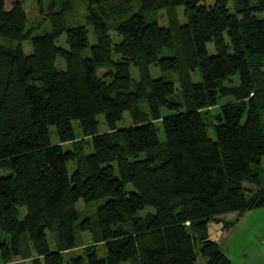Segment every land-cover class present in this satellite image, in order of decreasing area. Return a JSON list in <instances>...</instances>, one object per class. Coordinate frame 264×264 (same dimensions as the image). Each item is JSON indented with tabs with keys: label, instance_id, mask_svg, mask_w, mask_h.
<instances>
[{
	"label": "trees",
	"instance_id": "16d2710c",
	"mask_svg": "<svg viewBox=\"0 0 264 264\" xmlns=\"http://www.w3.org/2000/svg\"><path fill=\"white\" fill-rule=\"evenodd\" d=\"M255 1L230 12L228 0H87V26L54 25L29 40L26 54L23 0L9 9L0 0V38L17 44L0 46V264L31 252L44 264H232L208 226L263 204L264 0ZM177 7L186 23L176 37L148 19ZM164 49L173 56L161 57ZM139 60L179 77L198 72L189 106L171 102L170 80L135 85L130 69ZM233 79L236 85L225 84ZM226 97L234 103L219 106L211 139L200 112ZM141 101L149 120L117 129ZM162 108L173 114L161 117ZM99 116L109 133H99ZM74 123L92 152L69 176L77 152L62 144L74 141ZM97 200L89 217L71 208ZM146 208L153 214L142 218ZM78 248L82 254L64 258Z\"/></svg>",
	"mask_w": 264,
	"mask_h": 264
},
{
	"label": "rangeland",
	"instance_id": "374dc122",
	"mask_svg": "<svg viewBox=\"0 0 264 264\" xmlns=\"http://www.w3.org/2000/svg\"><path fill=\"white\" fill-rule=\"evenodd\" d=\"M199 3L210 6L214 3V0H198ZM14 0H6V8L9 9ZM248 3L253 5L256 3L255 0H228V6L230 12H235L240 6V3ZM24 9L27 15V24H26V39L22 42L23 50L26 54L31 52V46L29 40L34 36L44 35L51 33L54 25L56 26H65L66 28L76 27V26H87V0H23ZM264 17V14L262 15ZM148 19L155 20L158 25L167 28L173 36H178L179 30L186 23L185 10L183 7H177L174 9H162L155 14H151ZM110 35L116 39L114 31L110 32ZM176 39V38H175ZM178 40V39H177ZM176 40V45L178 41ZM58 45L65 47L64 35L58 41ZM0 46L6 48H15L17 44L15 42H9L0 38ZM208 51L210 54H213L212 45H208ZM161 57H170L173 56V52L168 49H164L160 53ZM59 61V66L63 67ZM131 77L134 84L142 83L144 86H148V83L154 78L162 77L165 80H170L175 84V93L170 97L171 102L179 103L185 109L189 106L191 97H190V88L192 84L200 81L199 73L194 72L185 75L184 77H179L177 74L172 73H163L155 66H146L142 61H138L135 64L131 65ZM226 85H236V79L226 82ZM226 102H233L232 98L226 97L220 100V103L216 107L203 109L200 112V115L203 119V122L207 128L208 136L211 139L215 138L214 135V118L219 112V106ZM161 117H165L173 114L172 111L162 108L160 110ZM149 120L147 107L144 101H141L138 104L137 113L131 115L130 113L125 112L123 118L120 122L117 123V129L130 126L142 121ZM263 126H264V114H262ZM98 130L99 133H109L107 126L104 122L103 116L98 117ZM155 126L158 129V137L160 140V147L157 152L164 151V133L161 126V121L154 122ZM75 139L71 142H66L62 144L64 150L77 152V158L75 161L69 162L67 164V170L69 176L74 175L77 169L82 168V163L79 160L82 156H87L92 152V143L90 138H84L79 131L78 125L73 124ZM51 143L57 144L58 140L55 135V130L51 129ZM82 155V156H81ZM261 168L264 170V157L261 160ZM263 176V174H262ZM264 177V176H263ZM264 188V187H263ZM70 198L68 195L64 198L63 204L60 207L61 212L64 213L70 207ZM102 200L93 201L90 203H84L82 201H77L71 206L75 212L78 213L79 219L92 216L97 207L102 203ZM153 214L151 208H146L142 213L141 217L146 218L147 216ZM242 214H227L220 216L214 219L208 226L209 237L212 240H216L219 236V229L225 227V225H231L236 222L239 223L234 230V233L231 237L232 241L238 240L242 242L244 233L245 237H248L247 227L250 224L252 218L260 216L261 219H264V199L262 206L255 208L247 213L244 216ZM241 218H240V217ZM243 217V218H242ZM221 231V230H220ZM49 246L51 249H54L53 245V236L50 231L46 232ZM4 238V237H3ZM82 241L84 246L91 245V239L87 233L82 234ZM230 243H233V242ZM225 241H218L220 249L223 252V246ZM77 254H82L81 248L73 249L69 252H64V258L69 256H74ZM98 257L104 256V248L97 246ZM199 263L204 261L199 256ZM136 261H133L135 263ZM9 264H44L43 258L38 254L31 252L29 257L26 260H21L18 258L13 259Z\"/></svg>",
	"mask_w": 264,
	"mask_h": 264
},
{
	"label": "crops",
	"instance_id": "0c3cea01",
	"mask_svg": "<svg viewBox=\"0 0 264 264\" xmlns=\"http://www.w3.org/2000/svg\"><path fill=\"white\" fill-rule=\"evenodd\" d=\"M238 223L239 220L230 230L219 229L220 234L216 241H225L224 254L232 264H264V219L260 216L252 218L247 227L248 237L242 233V242L239 239L231 240Z\"/></svg>",
	"mask_w": 264,
	"mask_h": 264
}]
</instances>
